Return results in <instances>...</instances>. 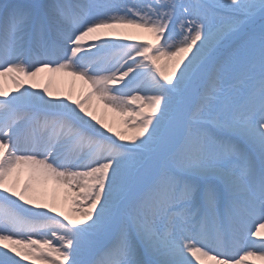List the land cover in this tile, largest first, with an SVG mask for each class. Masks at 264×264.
<instances>
[{"label": "snow or ice", "instance_id": "snow-or-ice-1", "mask_svg": "<svg viewBox=\"0 0 264 264\" xmlns=\"http://www.w3.org/2000/svg\"><path fill=\"white\" fill-rule=\"evenodd\" d=\"M261 228L264 0L0 5V264H247Z\"/></svg>", "mask_w": 264, "mask_h": 264}, {"label": "bare ground", "instance_id": "bare-ground-1", "mask_svg": "<svg viewBox=\"0 0 264 264\" xmlns=\"http://www.w3.org/2000/svg\"><path fill=\"white\" fill-rule=\"evenodd\" d=\"M161 63H163V61H161ZM36 82L41 86V88L47 85L49 91L54 97H64L70 94L74 96L77 95V97L82 98L84 92L87 89V86L83 84V81L77 77L69 76L66 72H42L39 74ZM42 82L44 83L41 84ZM2 86L3 89L9 93L12 92L14 87L8 76L3 78ZM57 89H59V93ZM88 106L94 110L97 118L104 121L106 124L117 127L121 126L120 121L123 119V117H121L118 112L104 108V106L96 101L94 97L88 102ZM16 179L18 180L19 184L29 182L33 186H37L36 178L30 177L27 169L21 170ZM39 187L42 190L43 198L47 202H56L61 204L65 210H68L69 205L64 202L65 190L61 186H58L49 180L46 183L40 184ZM260 262L264 263V261ZM21 264H26V262L22 261Z\"/></svg>", "mask_w": 264, "mask_h": 264}, {"label": "rangeland", "instance_id": "rangeland-1", "mask_svg": "<svg viewBox=\"0 0 264 264\" xmlns=\"http://www.w3.org/2000/svg\"><path fill=\"white\" fill-rule=\"evenodd\" d=\"M15 2H19V0H10V1L0 0V5L15 3ZM123 2H129L130 3V2H133V0H123ZM43 83L44 82H42L41 84H43ZM57 91L59 93V89H57ZM72 96H73V98H79V97H77V95H75V96L72 95ZM260 231H261V234L264 235V228H261ZM246 260H247V264H264V263L258 261V259H256L255 257H248V258H246ZM194 264H214V262L208 258H202L201 261H199V262L194 261Z\"/></svg>", "mask_w": 264, "mask_h": 264}]
</instances>
